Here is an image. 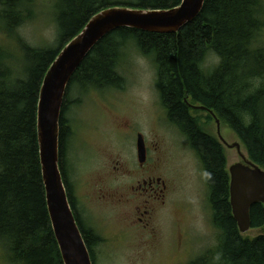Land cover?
<instances>
[{
  "label": "trees",
  "instance_id": "obj_1",
  "mask_svg": "<svg viewBox=\"0 0 264 264\" xmlns=\"http://www.w3.org/2000/svg\"><path fill=\"white\" fill-rule=\"evenodd\" d=\"M29 1L0 0V26L8 31L19 27ZM181 2L58 0L57 47H34L23 41L24 71L19 77L14 75L11 54L0 47V242L11 264H64L48 212L37 135L39 91L47 69L98 11L114 5L164 9ZM262 34L263 0H205L199 16L177 33L122 27L106 35L88 54L68 87L60 120L63 176L67 173L64 163L70 134L65 117L68 92L75 87L83 94L124 89L126 78L119 67L126 50L134 46L155 61L162 104L171 122L187 136L205 171L212 225L219 232L218 246L188 264H264V233L253 238L244 236L233 216L223 145L191 113L192 109L214 111L238 135L248 157L264 168ZM209 51L220 58L211 68L204 65ZM257 78L261 81L258 88L254 87ZM64 181L70 200L73 190L70 182ZM250 213L252 228L263 229L264 204H254ZM78 224L96 264L94 249L100 237L85 222Z\"/></svg>",
  "mask_w": 264,
  "mask_h": 264
},
{
  "label": "rangeland",
  "instance_id": "obj_2",
  "mask_svg": "<svg viewBox=\"0 0 264 264\" xmlns=\"http://www.w3.org/2000/svg\"><path fill=\"white\" fill-rule=\"evenodd\" d=\"M57 3L58 0H30L19 27L8 31L0 26V47L11 54L15 76H23L24 71L21 45L25 39L18 29L29 24L43 25L52 19L56 22ZM57 45L58 36L52 44L44 42L35 47ZM126 51L119 67L126 78L124 89L83 94L75 87L68 92L65 117L70 134L65 162L69 182L75 185L83 220L100 237L94 249L96 264H188L218 246L219 232L212 225L205 171L187 136L171 122L162 104L155 61L134 46ZM219 61L209 51L204 65L211 68ZM191 113L223 145L227 169L243 162L237 148L221 142L216 120L208 111L192 109ZM220 132L228 144L240 142L247 155L238 135L223 121ZM138 133L144 135L149 146L148 167L158 162L156 168L168 184L167 201L162 206L155 204L149 230L133 222V218L137 219L134 204L116 206L101 199L98 191L99 187L121 190L125 183L134 181V171L140 166ZM116 168L121 170L116 172ZM263 233L262 228H251L243 235L253 238ZM0 264H11L1 242Z\"/></svg>",
  "mask_w": 264,
  "mask_h": 264
},
{
  "label": "water",
  "instance_id": "obj_3",
  "mask_svg": "<svg viewBox=\"0 0 264 264\" xmlns=\"http://www.w3.org/2000/svg\"><path fill=\"white\" fill-rule=\"evenodd\" d=\"M204 5L205 0H182L179 5L164 9L106 7L90 17L47 69L39 91L37 135L48 212L64 264H94L71 206L60 165V120L73 76L96 45L114 30L127 27L159 34L177 33L199 16ZM209 112L215 117L221 142L237 148L243 159L230 166L228 172L233 216L244 234L252 228V206L264 204V168L242 152L240 142L227 143L220 132L221 120L214 111ZM137 151L140 164L145 163L147 147L142 133L137 136Z\"/></svg>",
  "mask_w": 264,
  "mask_h": 264
},
{
  "label": "flooded vegetation",
  "instance_id": "obj_4",
  "mask_svg": "<svg viewBox=\"0 0 264 264\" xmlns=\"http://www.w3.org/2000/svg\"><path fill=\"white\" fill-rule=\"evenodd\" d=\"M192 104V103H191ZM190 105V104H189ZM191 106V105H190ZM192 107V106H191ZM146 143V142H145ZM147 147V160L145 163L140 164L139 168L134 171V181L131 183H125L123 189L117 187L112 188L111 191H105L104 187H99L98 191H101L100 198L110 200L116 206L125 204H134V208L137 210L135 214L137 219L133 218V222H137L142 225L145 229L149 230L152 227V219L155 215V204L164 205L167 201V190L168 184L165 179L160 175V170L156 168L158 162L151 164L149 163V146ZM66 152V150H65ZM61 158V157H60ZM159 159V157L157 158ZM61 165V163H60ZM66 166V162L64 163ZM62 170V168H61ZM121 168H116V172H119ZM63 174V171H62ZM66 182L69 181L68 173L63 176ZM71 185V184H70ZM71 206L76 216L77 222H85L82 217V213L79 207V200L76 195L75 185H71ZM70 199V200H71ZM166 199V200H165ZM134 215V213H133ZM86 223V222H85ZM134 225V223H132ZM87 228L94 230L93 228L86 225Z\"/></svg>",
  "mask_w": 264,
  "mask_h": 264
},
{
  "label": "clouds",
  "instance_id": "obj_5",
  "mask_svg": "<svg viewBox=\"0 0 264 264\" xmlns=\"http://www.w3.org/2000/svg\"><path fill=\"white\" fill-rule=\"evenodd\" d=\"M18 31H20L22 37L27 43L35 47L44 42H47L48 44L54 43L58 36V25L55 20L52 19L43 25L33 26L29 24L18 29ZM260 83L261 81L257 78L254 87L258 88ZM217 259H219V256H217Z\"/></svg>",
  "mask_w": 264,
  "mask_h": 264
}]
</instances>
